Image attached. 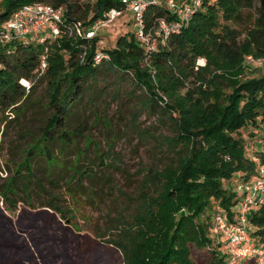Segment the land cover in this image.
<instances>
[{
  "label": "trees",
  "instance_id": "1",
  "mask_svg": "<svg viewBox=\"0 0 264 264\" xmlns=\"http://www.w3.org/2000/svg\"><path fill=\"white\" fill-rule=\"evenodd\" d=\"M35 1L63 6L68 25L61 26L60 35L41 42L0 40V122L8 119L6 111H25L33 89L21 79L43 83L50 114L28 145L34 142L50 157L60 142L82 136L78 126L67 129V124L101 69L120 79L129 76L135 90L144 94L142 106L156 116L152 126L159 127L158 134L146 127L139 136L154 142L162 165L145 168L134 213L118 222L116 238L108 244L120 251L122 264H192V248H208L211 264H225L219 251L223 243L212 236L213 215L220 211L232 221L239 202L234 185L250 179L264 164V136L245 140L241 135L243 128L264 131V72L243 77L246 56L264 58V0H202L188 24L159 41L153 51L137 43L134 31L117 36L111 47L99 44L97 35L86 38L70 31L74 21L88 27L111 8L124 10L122 0H0V29L16 9ZM143 19L145 28L155 30L158 19L174 23L175 16L162 4L148 3ZM98 50L107 57L96 62ZM199 58L204 65L197 63ZM54 141L58 147L52 151L49 144ZM105 155L99 156L100 163H105ZM79 165L66 183L80 184L88 176L89 166ZM54 169L45 168L44 175L53 184ZM89 177L93 195V173ZM248 220L253 238L264 243V204L251 211Z\"/></svg>",
  "mask_w": 264,
  "mask_h": 264
},
{
  "label": "rangeland",
  "instance_id": "2",
  "mask_svg": "<svg viewBox=\"0 0 264 264\" xmlns=\"http://www.w3.org/2000/svg\"><path fill=\"white\" fill-rule=\"evenodd\" d=\"M132 15L124 10L112 24L95 29V36L111 47L117 36L135 30ZM247 57L243 77L264 72V63L258 66ZM197 63L204 65L205 60L199 58ZM103 69L72 108L67 129L78 126L82 136H75V140L71 136V142H60L58 149V142L50 143L52 151L57 149L50 157L43 155L38 145L33 146L34 142L28 145L50 114L44 85L35 78L20 80L33 89L25 111H6L8 119L0 122V264H122L120 251L107 241L116 238L118 222L134 213L145 168L162 165L154 142L149 136H139L146 127L158 134L159 127L152 126L156 116L142 106L144 94L135 90L129 76L120 79ZM250 131L241 130L245 140L264 136V131ZM102 153H106L105 163H100ZM25 158L26 163L21 164ZM75 165L80 169L89 166L88 176H83L80 184L74 180L66 183ZM45 168L50 172L56 168L51 175L56 183L46 180ZM90 172L95 178L93 195L89 193ZM9 179H13L12 184L7 183ZM50 197L54 198L52 205L48 204ZM221 242L219 251L223 252L224 240ZM210 255L208 248H192L190 260L192 264H211ZM240 264L256 263L244 260Z\"/></svg>",
  "mask_w": 264,
  "mask_h": 264
},
{
  "label": "built area",
  "instance_id": "3",
  "mask_svg": "<svg viewBox=\"0 0 264 264\" xmlns=\"http://www.w3.org/2000/svg\"><path fill=\"white\" fill-rule=\"evenodd\" d=\"M126 7L124 10L132 12L134 35L137 43L146 50L153 51L157 44L164 42L171 33L178 32L181 26L188 24L193 10L200 6L202 0H122ZM148 3L162 4L175 16L174 23L165 19H158L155 30L145 28L143 12ZM124 10L111 8L101 18L90 26L84 27L82 21H74L69 27L73 34L92 38L95 29L99 26L112 24L114 19ZM68 25L64 19V7L54 6L50 3L35 1L22 5L2 23L0 40H9L12 37L43 41L44 37L60 35L61 26ZM103 44L102 40H98ZM107 55L98 50L94 55L96 62ZM251 62L263 65L264 58L248 56ZM45 66V59H41V68ZM238 193L239 202L236 215L230 221L222 212L213 215L212 236L224 240L225 264H240L241 261L251 260L256 264H264V243L253 238V228L249 223L248 215L251 211L264 204V164L259 165L257 173L250 179L234 185ZM242 191V192H240Z\"/></svg>",
  "mask_w": 264,
  "mask_h": 264
}]
</instances>
